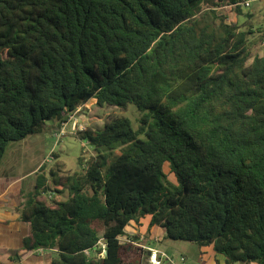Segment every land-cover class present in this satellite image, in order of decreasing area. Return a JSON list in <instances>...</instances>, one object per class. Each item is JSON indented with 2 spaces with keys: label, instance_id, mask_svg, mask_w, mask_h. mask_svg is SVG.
Instances as JSON below:
<instances>
[{
  "label": "trees",
  "instance_id": "trees-1",
  "mask_svg": "<svg viewBox=\"0 0 264 264\" xmlns=\"http://www.w3.org/2000/svg\"><path fill=\"white\" fill-rule=\"evenodd\" d=\"M244 1L0 0V161L9 141L64 135L90 99L138 112L74 133L96 152L20 192L28 230L0 257L123 264L133 222L264 264V31L220 11Z\"/></svg>",
  "mask_w": 264,
  "mask_h": 264
},
{
  "label": "rangeland",
  "instance_id": "rangeland-1",
  "mask_svg": "<svg viewBox=\"0 0 264 264\" xmlns=\"http://www.w3.org/2000/svg\"><path fill=\"white\" fill-rule=\"evenodd\" d=\"M220 11L226 14L228 20H236L239 24L247 22L254 30L264 31V0H245L241 5L242 13L238 16L229 6L221 7ZM247 13L251 16L247 17ZM255 36L256 34H253L250 39ZM260 53H264V44ZM114 115L126 116L135 126L137 125L138 112L133 105L122 111L114 106H98L95 99H90L72 115L64 127V135L57 137V130H44L19 140L9 141L0 161V174L24 176L29 185L38 174H42L53 187L50 167L60 163L65 172L80 171L85 161L96 152L92 145L80 140L74 133L84 127L100 129ZM100 150L103 151V148ZM41 165L43 170L39 173L37 170ZM65 197L66 194L59 196ZM131 243L133 246L123 255V264H153L151 256L145 254L143 250H137L135 247L137 243L132 241ZM147 245L153 247L148 250H156L158 255L165 259L166 264H202L196 244L193 242L165 238L159 242H147ZM103 255V252L97 254Z\"/></svg>",
  "mask_w": 264,
  "mask_h": 264
},
{
  "label": "crops",
  "instance_id": "crops-1",
  "mask_svg": "<svg viewBox=\"0 0 264 264\" xmlns=\"http://www.w3.org/2000/svg\"><path fill=\"white\" fill-rule=\"evenodd\" d=\"M35 172V169L32 171ZM26 182L24 176H9L0 174V248H18L22 245V239L27 233L28 225L18 218L16 206L20 201V192H29L34 189L35 180ZM147 227L138 226L135 223L127 227V234L132 237V242L137 243L136 249L147 254V242H159L164 237V231L157 226H152L149 234ZM147 235V236H146ZM133 244V243H132ZM202 264H224V257L215 254L210 247H199L196 245ZM56 254V248L37 249L26 251L17 262L7 260V255L0 257V264H50L52 257Z\"/></svg>",
  "mask_w": 264,
  "mask_h": 264
},
{
  "label": "built area",
  "instance_id": "built-area-1",
  "mask_svg": "<svg viewBox=\"0 0 264 264\" xmlns=\"http://www.w3.org/2000/svg\"><path fill=\"white\" fill-rule=\"evenodd\" d=\"M70 118H72V116L70 117ZM64 132V130L62 129L61 131H60V133H63ZM99 244H100V246L102 247V250H101V252H103V254H104V243H102L101 241L99 242ZM150 251H151V254L149 255V256H151V258H152V263L153 264H160V259L158 258V253L156 252V250H154V249H150ZM87 252V251H86ZM100 252V253H101ZM104 256V255H103ZM158 258V259H157Z\"/></svg>",
  "mask_w": 264,
  "mask_h": 264
},
{
  "label": "water",
  "instance_id": "water-1",
  "mask_svg": "<svg viewBox=\"0 0 264 264\" xmlns=\"http://www.w3.org/2000/svg\"><path fill=\"white\" fill-rule=\"evenodd\" d=\"M106 250H104V255H106ZM151 254V251L150 250H147V255H150Z\"/></svg>",
  "mask_w": 264,
  "mask_h": 264
}]
</instances>
